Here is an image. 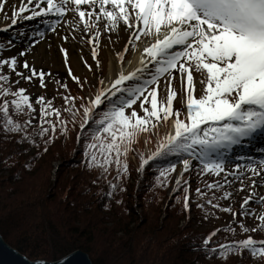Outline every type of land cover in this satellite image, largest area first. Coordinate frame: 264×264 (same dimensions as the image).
<instances>
[{"label": "snow or ice", "instance_id": "1", "mask_svg": "<svg viewBox=\"0 0 264 264\" xmlns=\"http://www.w3.org/2000/svg\"><path fill=\"white\" fill-rule=\"evenodd\" d=\"M3 0H0V4ZM98 12H89L88 16H95L96 21L103 20L104 27L110 31L115 29L120 22L127 28L128 37L133 50L142 48L140 60L137 66L131 67L126 72L121 70L115 74L108 84H102L97 90L94 98H89L83 109L81 130L85 126L91 129V142L89 135L84 131L77 134L78 139L83 138V160L89 169L97 167L101 175L105 176L109 167L114 165L116 169L115 179L119 180L121 174H127V164L121 160L126 156L129 145L137 138L139 133L148 130L153 119L156 123L162 119L167 124L173 115L174 91L171 88V79L178 72L185 79V98L187 122L176 117L172 119V130L160 142L155 151L147 159L140 157V165L137 171L142 170L145 165L158 157L176 154L182 171L190 169V160L195 159L202 166L203 173L219 174L225 171V162L230 160V151L234 146H247L243 141H252L257 137H264V0H29L30 8L28 19L42 15L63 17L67 12H73L79 16L83 23V31L90 30V22L85 20V11L80 5H88ZM46 4V7L43 6ZM29 5L22 4L18 10L13 11L11 23H17V17L29 9ZM111 5V7H106ZM38 9V10H37ZM66 24L67 20L64 21ZM75 22V21H73ZM47 23V21H46ZM52 27L58 23L53 19L50 21ZM99 27V25H96ZM143 45L136 42L142 39ZM36 35H42L36 33ZM93 36L97 37L93 40ZM99 32H92L88 39L89 44H98ZM32 44L36 40L31 41ZM128 45H125L127 48ZM62 53L65 52L61 48ZM24 52L18 53L24 56ZM92 57L97 55L96 48H92ZM123 53H117V59L122 58ZM6 65L7 69L15 71L17 77L21 73L16 71L17 57L12 56L0 59V66ZM25 70L30 68L27 61L23 62ZM191 69V71H190ZM193 72L203 76L202 94L199 98L193 96L195 85ZM41 77L43 86V73L31 69V77ZM71 75V72H69ZM164 76L168 81L166 104L157 101V87L159 78ZM24 80L30 76L23 75ZM74 80L77 78L72 77ZM8 76L0 74V81H7ZM147 93V95H145ZM11 95L10 103L12 110L23 112L28 109L26 115L29 117L22 122H17L9 115V101L0 103V113H3L5 133H22L21 141L35 144L36 136L45 138V143H51L54 139L57 125H61L59 131L66 132L63 126L66 122L61 121L60 111L44 104L43 97H37L41 102L39 124L28 130L31 124L33 106L29 96L25 94L24 88H16L14 91L8 87L0 88V96ZM150 96V109L145 106ZM72 97H66L65 103L69 104ZM139 102L144 111L139 116L132 105ZM104 110L97 118V109L105 105ZM72 105L67 109L71 115ZM126 108L131 109L130 115L126 114ZM55 114L54 123L51 119H45ZM203 125V128H201ZM49 133H52L49 135ZM103 134V135H102ZM46 151V149H44ZM264 152V148H261ZM188 158L179 159L182 155ZM260 167L264 168V159H261ZM27 168L28 165L25 164ZM236 169L241 166L236 164ZM248 169L254 175L257 173L255 165L250 161ZM176 168L175 163L166 164L159 172L157 183L166 184L169 173ZM239 178V173L236 174ZM164 177V181H160ZM262 181H253L259 185ZM95 183V181H93ZM187 181L176 178L173 192L184 185L185 210L189 208V189ZM224 184H230L226 177ZM118 185L109 182L107 195H113ZM208 189H220L219 182L209 183ZM240 187H244L243 184ZM198 196L203 198L200 188L196 189ZM223 198L230 196L229 191L224 190ZM251 195L241 203L240 215H250L246 211L250 207ZM211 203V200L208 201ZM119 203V201H117ZM264 204V198H261ZM197 207L202 205L197 204ZM213 208L217 205L213 204ZM222 211H230L223 208ZM235 217L236 212H232ZM261 227H264V216L259 217ZM241 229L248 231L244 225ZM255 231V229H252ZM215 231L203 238V245L210 243L211 236ZM256 241L252 236L232 242L230 244H219V256H226L229 252L238 249H247L253 255L260 254L264 258V241L260 247H255ZM217 247L205 252V255H216ZM38 264H44L43 261ZM60 264H64L63 261Z\"/></svg>", "mask_w": 264, "mask_h": 264}, {"label": "trees", "instance_id": "2", "mask_svg": "<svg viewBox=\"0 0 264 264\" xmlns=\"http://www.w3.org/2000/svg\"><path fill=\"white\" fill-rule=\"evenodd\" d=\"M3 87L15 90L0 81ZM12 98L0 96V103L9 101L13 120L28 119L26 107L23 112L12 110ZM70 114L62 120L66 122L65 133L57 125L51 143H45L46 137L36 136V143L29 144L19 139L22 133L4 132L5 120L0 113V235L10 246L29 259L48 261L79 249L92 264H245V258L260 257L247 249H238L239 260L235 259L237 252L219 256V244L234 242L233 232L227 231L230 226L219 228L207 248L203 245V238L213 232L200 231L197 225L209 200L199 203L202 207L191 204L199 217L194 220L187 214L189 208L183 207L184 190L180 187L173 192L174 184L166 194L172 184L169 176L166 184L157 183L160 170L179 161L176 154L158 157L137 171L142 151L136 155L134 166L130 149L121 156L127 174H121L119 180L115 179L114 165L105 176L97 167L89 169L82 163L84 140L77 134L84 131L90 140L91 129L88 125L80 129L82 117L77 128L72 127ZM37 125V121L31 122L28 130ZM54 160L61 163L52 175L50 163ZM164 179L160 177L161 182ZM109 182L118 185L110 197ZM213 247H217V254L206 256Z\"/></svg>", "mask_w": 264, "mask_h": 264}, {"label": "rangeland", "instance_id": "3", "mask_svg": "<svg viewBox=\"0 0 264 264\" xmlns=\"http://www.w3.org/2000/svg\"><path fill=\"white\" fill-rule=\"evenodd\" d=\"M15 6L16 4H14L13 7ZM19 8L20 7H17L13 11L18 10ZM2 12L3 11L0 10V59L16 56V71L21 73V77H17L16 72L7 69L6 65L0 66V73L8 76V80L6 82L12 85L13 88L25 89V94L29 96V100L33 106L31 122L34 123L37 121V124H39L40 121L41 102L37 100V97H43L44 104L50 103L53 108L58 109L60 111L61 121L68 118L67 114L70 113L65 107V98L72 97L73 99H71L69 104H66V106H73L72 111L75 112V115L73 116L70 114V125L77 128L83 113L81 105H86L89 98H94L97 90L101 88L102 84L106 85L109 83L106 79L108 54H115V52L117 53L121 51L123 45L129 41V31L123 25V22H120L115 29L110 31L104 27V21H96L94 15L92 18L85 16V20L90 22L91 33L89 32L90 30L83 31L82 29L84 25L80 22L79 17L73 12H68L69 14L65 16L56 27L52 28L53 31H50L52 29L48 30L47 34H49L48 36H50V39L48 40L49 44L47 46L45 45V42H41L35 46H29L33 37L38 36L36 33H41L39 30L34 31L29 28L28 25H22V23L25 22L23 19H28L27 17L29 15L21 16L18 23L12 24V15L5 19L2 16ZM49 16L51 17L52 15ZM65 20L68 21L67 24L64 22ZM38 22H41L42 25H49L50 19L38 18ZM6 23L7 25L9 24L8 26L10 27L6 29V31H1L5 28L4 25ZM97 24L99 27L96 26ZM11 26L12 30H10ZM120 26L125 29V34L122 36L121 40L116 39V32ZM66 28L69 29L70 34L67 33ZM93 31L99 32L98 44L88 43V39L90 35H92ZM141 37L142 39L136 42L138 45L144 44L143 34H141ZM96 39L97 37L93 36V40ZM25 46L30 47V50H22ZM93 47H95L97 51L95 59L91 54ZM61 48L65 49L64 53L60 51ZM137 50L138 48L133 50L132 46H130V50L125 56L124 62L119 63L118 67H127L135 55V52H137L140 56L141 52H138ZM21 51L25 53L24 56L18 55ZM24 61H27L30 66L28 70H25L22 67ZM31 69H35L38 73H43V86L41 85V77L39 75L31 77ZM69 72H71V75H69ZM23 75L30 76V79L24 80L22 78ZM73 76L77 79L74 80L72 78ZM202 79L203 76L200 73L193 72L192 83L195 85L193 95H196V98H199L203 91V85L201 84ZM184 85H186L185 79L182 78L178 72H175L171 79V88L175 93L172 105V116L176 117L177 110H179L178 118L181 120H183L184 117L180 106L182 105L183 107L186 105ZM156 87L158 93V103L163 102L166 104L168 91L167 79L164 76L160 77ZM145 95H147V93H145ZM145 106L150 109V96L148 101L145 102ZM104 107H106V105L100 107V110H97V118H99L100 114L104 110ZM132 108L137 111L139 116L144 115V111L140 107L138 101L132 105ZM125 111L126 114L130 115L131 109L126 108ZM172 116L169 117L167 124H165L162 119L159 123H156L153 119L152 123H155L156 127L153 128L152 125L148 126V130L139 133L137 138L131 145H129V150H133V152L129 154V159L134 166H137V154L139 155L142 151V156L147 159L148 155L155 151L157 145L162 142L163 138L167 134H169L172 130ZM45 119H51L55 123L57 117L55 114H52L50 117H46ZM201 128H203V125H201ZM60 163L61 162L58 160H54L50 163L52 175L56 173V168L60 165ZM190 165L192 166V162H190ZM191 166L189 170L184 171V174H182V165L178 162L176 163L174 173L172 175L169 174L168 176L170 177L172 184L176 182L177 176H179L182 181L188 182V193L191 194L189 204H194L193 207L203 201L207 204L208 202L206 200H211L210 205H207V208L200 212L199 217H201V219L198 221V223L200 222V224L197 225V228H199L198 230H214L230 226L227 231L229 232L231 230V232H233V236L231 238L234 242L242 240V238L246 235H252L260 240L263 239L264 227L258 228V226L261 223L259 217L264 215V205H259V198L254 197L252 199L251 197L249 200L250 207L247 208L246 211L251 212L250 215L241 216L239 214L240 205L244 201V198L252 195V188L244 189L243 187H240V185L243 184V181H241L240 184H237L233 175L234 171L231 169L225 170L219 174L203 173V175H201L200 172L202 171V167L199 168L197 165V167ZM226 177L230 181V184L223 183ZM216 182L221 184L220 189H208L202 185L204 183L207 185L208 183ZM172 184L168 187L166 194L169 193V189L172 187ZM189 185L194 186V189L197 187L200 188V192L203 193V198L205 197L203 201L200 200V196L195 194L196 191L193 193L191 192ZM180 189L184 190V185L181 186ZM224 190H227L230 193V196L227 199L223 198L222 193ZM213 202H217V207H212ZM223 208H230V211H222ZM232 212H236L237 215L234 217ZM197 215V210H193L189 213V217H193L194 220L199 218ZM181 223H183V221H181ZM193 224L196 226V223L193 222ZM241 224H243L244 228L248 229V231L242 230L240 227ZM252 229H255V231ZM238 251L239 250L236 251L237 254L235 255L236 260H239L238 258L240 252ZM246 253L249 257H251L247 251ZM263 260L264 258H261V256H254L251 259L245 258L244 262L246 261L245 264H264Z\"/></svg>", "mask_w": 264, "mask_h": 264}, {"label": "bare ground", "instance_id": "4", "mask_svg": "<svg viewBox=\"0 0 264 264\" xmlns=\"http://www.w3.org/2000/svg\"><path fill=\"white\" fill-rule=\"evenodd\" d=\"M14 4H16L15 7H13ZM22 4L29 5V0H3V3L0 4V10L3 11L2 12L3 18L6 19V18L10 17L13 13V10L17 7H20ZM31 7H35V5L34 4L29 5V9L26 10L25 12L29 13ZM106 7H111V6L106 5ZM80 8H81V10L90 9L94 12L99 11V7H96L95 9L91 8L90 3L88 5L80 6ZM21 15H22V13H21ZM35 28L40 30L38 27H34V29ZM49 29H50V27L42 29V30H46L47 32H44L42 34V36H39L37 39H35L36 40L35 44H32L31 43L32 40H31L29 43V46H35L41 42H45L46 43L45 45L47 46L49 44L48 40L50 39L49 38L50 36H48L49 34H47ZM66 29H67V33L70 34L69 29L68 28H66ZM77 29H78V27H77ZM50 31H53V29ZM90 33H91V30H90ZM124 34H125V29L122 28L121 26L118 27V30L116 32V39L121 40L122 36ZM78 35H79V33H78ZM125 36H127V35H125ZM24 49L30 50V47L25 46L22 48V50H24ZM141 50H142V48L138 47V51L142 52ZM138 59H139L138 53L135 52V55L133 56V58L130 62V65L127 67V70H130L131 67L136 66ZM118 62H119V59H117V53L116 52H115V54H113V53L108 54V66H107V72H106V79L108 82H110L112 79H115V74L118 73V70H119L118 65H117ZM244 160L245 161H241L240 163H238L241 166V168L235 169L234 177L237 181V184H240V182L243 181V185H244L243 188L244 189L252 188V196L259 198L258 202H259L260 206H263L264 204L261 203V198H264V168L260 167V164H259L260 161L252 162L256 167L257 173L259 174V175H254L252 173V171L250 169H248V167H247V165L250 161H247L248 159H244ZM225 169L229 170V168H225ZM237 173H239V178L236 175ZM241 176H244V177H241ZM257 180L262 181V182L259 185H257L256 183H253V181H257Z\"/></svg>", "mask_w": 264, "mask_h": 264}, {"label": "water", "instance_id": "5", "mask_svg": "<svg viewBox=\"0 0 264 264\" xmlns=\"http://www.w3.org/2000/svg\"><path fill=\"white\" fill-rule=\"evenodd\" d=\"M43 261L44 264H92L88 255L82 250H74L56 260L47 261L44 259H29L17 249L10 246L0 235V264H38Z\"/></svg>", "mask_w": 264, "mask_h": 264}]
</instances>
